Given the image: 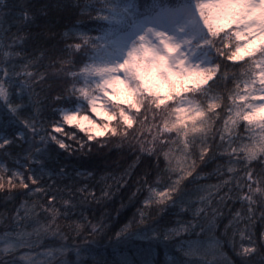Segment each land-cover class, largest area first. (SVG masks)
I'll use <instances>...</instances> for the list:
<instances>
[{
    "label": "snow or ice",
    "instance_id": "1",
    "mask_svg": "<svg viewBox=\"0 0 264 264\" xmlns=\"http://www.w3.org/2000/svg\"><path fill=\"white\" fill-rule=\"evenodd\" d=\"M0 264H264V0H0Z\"/></svg>",
    "mask_w": 264,
    "mask_h": 264
},
{
    "label": "trees",
    "instance_id": "2",
    "mask_svg": "<svg viewBox=\"0 0 264 264\" xmlns=\"http://www.w3.org/2000/svg\"><path fill=\"white\" fill-rule=\"evenodd\" d=\"M47 2L49 3H55L56 0H47ZM61 2L63 3H67L69 2V0H61ZM53 18H55L57 21L59 20V15L53 14L50 15L48 17V20H52ZM45 21L43 19H41L40 21H38V23H44ZM63 23H68V21H64ZM62 30V29H60ZM113 160H117L120 161L122 164L124 163L123 159L119 156H115L113 157ZM111 163V161L109 162ZM70 164L72 166H78L76 164V161H70ZM126 166V164H125ZM109 183H111V181H109ZM127 193L124 194V201H123V206L121 205V196L118 193L116 196V199L112 200L109 202L108 207L105 208L103 205H92L93 209L95 210L92 215L93 217L101 215L103 213H109L111 214L114 218L116 216V212L119 211L120 212V217L119 220L122 222L127 218H130L132 213L136 211L135 208L131 207L130 205H128V201L126 199ZM87 214V213H86ZM225 215H227V212H225Z\"/></svg>",
    "mask_w": 264,
    "mask_h": 264
}]
</instances>
